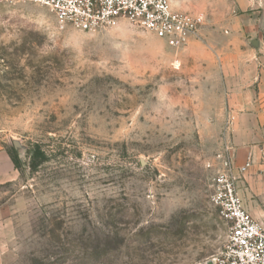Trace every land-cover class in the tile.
Returning <instances> with one entry per match:
<instances>
[{"label":"rangeland","instance_id":"rangeland-1","mask_svg":"<svg viewBox=\"0 0 264 264\" xmlns=\"http://www.w3.org/2000/svg\"><path fill=\"white\" fill-rule=\"evenodd\" d=\"M191 46L173 49L127 20L60 29L47 8L0 4V137L21 160L0 188V264L221 255L229 227L213 181L229 148L238 192L251 194L250 167L237 166L248 122L227 114L239 61Z\"/></svg>","mask_w":264,"mask_h":264},{"label":"crops","instance_id":"crops-1","mask_svg":"<svg viewBox=\"0 0 264 264\" xmlns=\"http://www.w3.org/2000/svg\"><path fill=\"white\" fill-rule=\"evenodd\" d=\"M171 4L175 10L204 15L200 38L190 43L193 50L203 51L202 59L239 61V66L234 62V71H228L227 114L248 122L246 139L238 142L237 166L244 167L250 158L242 182L252 192L243 195V202L264 227V169L259 174L264 160V0H171ZM253 134L261 136L260 150L254 146L259 140L254 141ZM17 179L18 171L0 137V188Z\"/></svg>","mask_w":264,"mask_h":264},{"label":"built area","instance_id":"built-area-1","mask_svg":"<svg viewBox=\"0 0 264 264\" xmlns=\"http://www.w3.org/2000/svg\"><path fill=\"white\" fill-rule=\"evenodd\" d=\"M17 3L47 8L60 29L91 32L127 20L173 49L199 40L206 22L202 14L175 10L171 0H0V4ZM250 166L248 162L239 172ZM236 181L233 156L226 148L213 181L211 203L229 228L225 248L212 264H264V227L246 210Z\"/></svg>","mask_w":264,"mask_h":264},{"label":"trees","instance_id":"trees-1","mask_svg":"<svg viewBox=\"0 0 264 264\" xmlns=\"http://www.w3.org/2000/svg\"><path fill=\"white\" fill-rule=\"evenodd\" d=\"M16 170H20L21 168V160H20V157L18 155V153L13 149L12 151L10 150H7ZM33 167L36 169L37 168V165L36 164H33Z\"/></svg>","mask_w":264,"mask_h":264}]
</instances>
